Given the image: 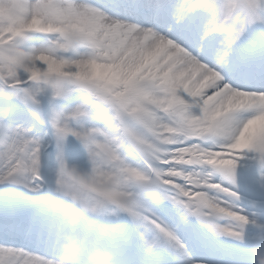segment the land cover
<instances>
[{"label":"snow or ice","instance_id":"6c2138e0","mask_svg":"<svg viewBox=\"0 0 264 264\" xmlns=\"http://www.w3.org/2000/svg\"><path fill=\"white\" fill-rule=\"evenodd\" d=\"M67 210L118 264H255L264 0H0V264H54Z\"/></svg>","mask_w":264,"mask_h":264},{"label":"clouds","instance_id":"9594fccd","mask_svg":"<svg viewBox=\"0 0 264 264\" xmlns=\"http://www.w3.org/2000/svg\"><path fill=\"white\" fill-rule=\"evenodd\" d=\"M60 27L74 36L87 31L86 23L79 18H65L60 21ZM15 52L22 57L31 55L29 49L24 46H17ZM52 206L63 209L64 206L59 196H53ZM65 222L69 230L61 234L58 255L54 264H118L113 249L98 242L88 241L78 231V225L81 223L79 210H67ZM254 261L255 264H264V236H259V234L255 241Z\"/></svg>","mask_w":264,"mask_h":264}]
</instances>
